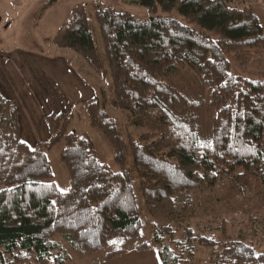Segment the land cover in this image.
Segmentation results:
<instances>
[{"label": "trees", "instance_id": "16d2710c", "mask_svg": "<svg viewBox=\"0 0 264 264\" xmlns=\"http://www.w3.org/2000/svg\"><path fill=\"white\" fill-rule=\"evenodd\" d=\"M131 1L154 17L140 19L107 7L96 10V19L113 81V107L130 114L132 127L150 131L129 140L146 209L162 220L192 216L190 194L217 184L255 192L264 203V77H235L227 58L231 51L246 56L264 48L259 19L251 8L232 6L233 0ZM56 2L50 0L37 19ZM52 43L99 70L83 6L73 9ZM182 68L199 75L200 96L191 98L165 81ZM206 93L208 110L215 113L209 136L202 135L200 120ZM81 107L109 141L122 172L101 162L89 136L70 129L75 110L46 117L49 140L29 147L21 139L17 106L0 90V264H66L55 239L61 235L84 254L140 237L139 204L115 119L99 98ZM63 141L67 191L53 181L47 154ZM197 242L212 250V264H264V252L244 239L200 236ZM133 248L147 249L144 244ZM157 252L161 264L172 263L168 251ZM123 253L107 252L100 261Z\"/></svg>", "mask_w": 264, "mask_h": 264}, {"label": "rangeland", "instance_id": "374dc122", "mask_svg": "<svg viewBox=\"0 0 264 264\" xmlns=\"http://www.w3.org/2000/svg\"><path fill=\"white\" fill-rule=\"evenodd\" d=\"M50 0H0V49H26L46 55L48 57H64L87 81L91 82L98 91V98L106 106L115 119L119 135L123 141L125 152V170L129 173L138 200L142 219V230L139 238H121L115 241L107 252L125 250L144 244L145 248L158 251L160 249L171 254L169 264H212V250L202 247L197 237H210L216 240L227 238L244 239L253 242L264 252V203L261 195L244 190L236 185H221L192 192L190 197L194 201V213L189 216L172 220L159 219L152 215L145 207L140 191L137 170L130 151V137L139 139L150 133L147 129L132 127L131 116L127 111L115 109L113 81L105 54L100 27L96 19V10L111 7L120 12H128L140 19L154 17L150 11L131 0H57L49 6L40 20L37 19ZM83 6L87 12L91 31L94 35L99 70L90 68L79 56L69 50H62L54 46L52 40L63 24L72 18L73 9ZM232 6L251 8L264 30V0H233ZM158 15L183 18L177 13L171 14L159 11ZM196 27V26H194ZM250 55H243L242 51H231L227 58L231 64V73L235 77L244 79H259L264 77V48L252 49ZM169 84L182 89L191 98L200 96V77L191 68H182L164 77ZM207 105L200 114L201 131L203 136L211 133L214 112L208 110V93L205 94ZM68 110V109H67ZM65 112V111H63ZM71 130L80 135L89 136L95 144L97 155L103 164L114 172H122L124 168L116 163L115 153L105 135L93 127L87 108L79 107L74 111ZM65 142H61L47 154L53 169V181L62 191L70 188L68 170L61 162V154ZM182 197H185L183 195ZM188 235V236H186ZM55 239L61 244L66 264H90L104 258L107 252L84 254L81 249L73 245L69 237L57 236ZM168 248V250H166ZM175 251L172 255L171 251ZM158 253V252H157ZM178 256V257H177ZM184 258V262H180ZM168 261V262H169ZM52 264V263H51Z\"/></svg>", "mask_w": 264, "mask_h": 264}, {"label": "crops", "instance_id": "0c3cea01", "mask_svg": "<svg viewBox=\"0 0 264 264\" xmlns=\"http://www.w3.org/2000/svg\"><path fill=\"white\" fill-rule=\"evenodd\" d=\"M0 90L15 103L21 139L29 147L45 143V118L73 111L98 98V91L64 57H48L26 49H0ZM86 264V263H84ZM90 264H161L156 251L132 248L109 260Z\"/></svg>", "mask_w": 264, "mask_h": 264}]
</instances>
